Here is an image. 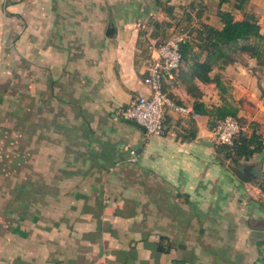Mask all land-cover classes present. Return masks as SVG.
<instances>
[{"label":"crops","instance_id":"obj_1","mask_svg":"<svg viewBox=\"0 0 264 264\" xmlns=\"http://www.w3.org/2000/svg\"><path fill=\"white\" fill-rule=\"evenodd\" d=\"M192 2L202 10L192 24L221 28L218 12L233 10L220 0H48L51 9L79 10V21H32L38 114L30 133L33 151L46 160L37 166L38 186L48 194H31L34 209L0 222V264H264L256 156L237 164L253 165L256 179L244 182L217 162L208 116L170 117L161 135H148L120 114L149 93L152 47ZM234 11L236 19L254 13L264 34V0ZM208 77L184 61L165 77V90L192 108L219 105L222 97L264 107V67L254 58L216 66ZM73 140L90 161L82 158L74 176L66 159ZM59 154L61 171L52 161ZM260 168L263 175L264 162Z\"/></svg>","mask_w":264,"mask_h":264},{"label":"rangeland","instance_id":"obj_2","mask_svg":"<svg viewBox=\"0 0 264 264\" xmlns=\"http://www.w3.org/2000/svg\"><path fill=\"white\" fill-rule=\"evenodd\" d=\"M200 7L201 3L194 2L193 12L188 10L187 15L186 11H183L181 21L170 24L172 28L176 26L192 28L196 27V24L199 25L198 21L195 24H192V22L198 16L197 12H202ZM181 8L184 9V6H181ZM79 13V10L64 9L61 4L51 9L48 0H0V44L1 49L3 48L0 59V164L6 166V170L5 168L1 170L0 167V175L2 174L3 180L7 182L6 185L3 182L0 184L1 223H6V220L10 221V215L13 216L19 208H24L25 211L34 209L37 201H35L36 198H31V194L42 192L44 198L48 194L47 186H38V179L43 177L38 178L41 173L38 171L37 166L40 163L44 164L46 160L40 158L38 152L33 151L34 148L31 142L32 135L30 131L33 128V115L34 112L37 115L38 111L37 106L33 104L34 91L31 82L32 42L27 30H32V21H79L75 18V14L78 15ZM26 33H28V36L25 35ZM161 36L164 37V33ZM247 55L236 53L235 56L245 60L249 58ZM242 100L241 107L237 106L239 108L237 117L242 126L240 134L251 135L256 131L264 139V107L257 106L254 102H251L252 100L246 98H242ZM46 126L47 123L45 122L44 127L39 128V130L45 129ZM35 129L38 131V127L35 126ZM215 129L216 127L211 129L212 140L210 145H213L217 151V162L225 166L229 164L237 166L238 163L225 158L227 151L224 147L225 144H220L217 141ZM73 142L70 144L72 150H68L69 153H67L66 159H71V174L74 176L77 170L72 168L76 167L78 163H83L82 158L87 159V162L90 161H88L89 158L86 154L80 151L79 145H75L74 140ZM76 143H79L78 140ZM233 144L234 142L227 146ZM254 156H256L254 161L261 167V163L264 162V150L261 155L255 154ZM62 158L63 154H59L56 159L52 160L56 162V169L58 166L60 167L59 171L63 167ZM34 166H36L35 170L33 169ZM260 167L256 171L259 174V177H257L259 181L257 182L264 183V173L263 175L260 174ZM43 175L48 174L45 172ZM49 175L51 176L52 173L50 172ZM23 194L28 195L24 200L22 198ZM6 224H10V222Z\"/></svg>","mask_w":264,"mask_h":264},{"label":"trees","instance_id":"obj_3","mask_svg":"<svg viewBox=\"0 0 264 264\" xmlns=\"http://www.w3.org/2000/svg\"><path fill=\"white\" fill-rule=\"evenodd\" d=\"M249 0H220L222 3H232L233 10H220L218 16L223 24L221 28H217L205 22H199V25L192 27L189 37L181 44V52L183 62L192 60L194 71L204 80H209V72L216 66H223L235 61L236 53L248 54V57L254 58L257 63L264 67V34L261 32L259 20L254 13H245L243 19H236L234 10H242ZM194 2L188 9L193 12ZM187 13L188 9L184 8ZM169 15L172 14L167 9ZM198 16L200 14L197 12ZM188 15V13H187ZM197 16V17H198ZM157 29H160L159 23H154ZM171 25H168L170 27ZM160 35L162 42L169 37V32L164 28ZM164 33V37L161 34ZM198 53V54H197ZM204 59H201V56ZM242 56V55H241ZM222 91V89H221ZM194 112L199 115L209 117L210 130L217 126L220 120L225 119L228 115L236 116L239 108L230 100L222 97V103L208 107L201 101L194 104ZM171 120L170 117H168ZM232 146H227L225 158L231 159L234 163H238L243 158L250 160L256 153L263 152L264 139L260 133L254 131L251 135L244 133L239 134ZM221 144V143H220ZM261 190L264 192V183L257 182Z\"/></svg>","mask_w":264,"mask_h":264},{"label":"built area","instance_id":"obj_4","mask_svg":"<svg viewBox=\"0 0 264 264\" xmlns=\"http://www.w3.org/2000/svg\"><path fill=\"white\" fill-rule=\"evenodd\" d=\"M190 30L187 26H176L168 39L152 47L144 78L149 93L139 95L120 109L123 119L143 125L148 135H161L170 114L176 117L198 116L191 106L169 96L164 85L165 77L178 71L183 64L181 44L188 39ZM241 130L238 117L228 115L217 123L215 136L219 143L228 145L234 142Z\"/></svg>","mask_w":264,"mask_h":264},{"label":"water","instance_id":"obj_5","mask_svg":"<svg viewBox=\"0 0 264 264\" xmlns=\"http://www.w3.org/2000/svg\"><path fill=\"white\" fill-rule=\"evenodd\" d=\"M171 117H174V118H178L176 117L175 115L173 114H170ZM133 125L139 127V128H144L143 125L137 123V122H134V121H131ZM228 167L231 169V171L239 178L241 179L242 181L244 182H250L253 180V178H255V174L253 173L252 171V167L253 165L251 164H245L243 166H234V165H231L229 164Z\"/></svg>","mask_w":264,"mask_h":264}]
</instances>
